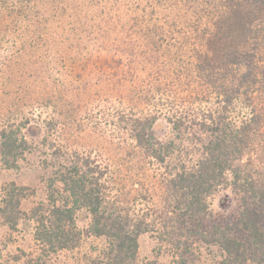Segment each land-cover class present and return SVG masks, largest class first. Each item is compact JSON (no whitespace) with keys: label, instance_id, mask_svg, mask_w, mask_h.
<instances>
[{"label":"trees","instance_id":"16d2710c","mask_svg":"<svg viewBox=\"0 0 264 264\" xmlns=\"http://www.w3.org/2000/svg\"><path fill=\"white\" fill-rule=\"evenodd\" d=\"M0 54L3 161L46 155L44 202L0 192L3 222L40 249L29 264L87 237L107 247L77 264H157L139 262L148 233L175 264L203 246L264 264V0H0ZM224 190L237 209L217 217Z\"/></svg>","mask_w":264,"mask_h":264},{"label":"rangeland","instance_id":"374dc122","mask_svg":"<svg viewBox=\"0 0 264 264\" xmlns=\"http://www.w3.org/2000/svg\"><path fill=\"white\" fill-rule=\"evenodd\" d=\"M5 80L3 79L2 84L6 82ZM42 114L44 113L42 112ZM44 116L46 115L44 114ZM95 119H102V117L97 116L94 117ZM32 131L36 132L37 130ZM29 132H27V138L30 141L38 142L42 136L41 134L32 135ZM155 132L157 137L163 141L175 140L172 126L164 119L159 120L156 124ZM45 156L42 150H37L35 153L27 154L23 157L24 159L19 160L17 167L9 168L3 161L0 147V192L2 187L16 183L36 191V194L24 203L23 208L25 210H30L35 205L44 202L46 199L44 177L48 175L43 166ZM211 202L212 210L217 217H225L232 214L237 209L238 204L237 198L231 190H224L216 194ZM143 208L145 207H141V203H139L137 209ZM78 224L81 228H86L89 224L88 216L82 214L79 217ZM107 244L108 242L104 239L87 237L79 251L74 253L65 252L59 254V256H54L52 263L50 261L48 264H77L78 262H85V260L81 261L83 256L96 258L105 250ZM39 252L40 249L34 242L31 232L21 229L14 231L0 217V264H29L28 261L36 258ZM222 255L218 247L203 246L198 264H218ZM154 260L157 261V264H175L173 257L165 246L160 245L151 234H144L140 237L139 262L145 263Z\"/></svg>","mask_w":264,"mask_h":264}]
</instances>
